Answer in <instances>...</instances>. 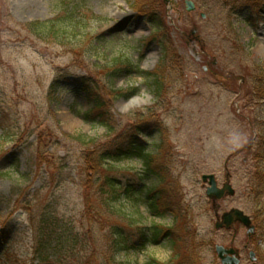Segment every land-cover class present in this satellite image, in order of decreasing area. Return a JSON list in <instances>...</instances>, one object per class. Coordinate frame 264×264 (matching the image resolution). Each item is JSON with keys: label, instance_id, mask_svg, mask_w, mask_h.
<instances>
[{"label": "rangeland", "instance_id": "1", "mask_svg": "<svg viewBox=\"0 0 264 264\" xmlns=\"http://www.w3.org/2000/svg\"><path fill=\"white\" fill-rule=\"evenodd\" d=\"M68 1L82 4L91 34L86 44L99 36L102 59L124 55L148 73L162 60L154 28L134 8L145 11L150 2L0 0V264H38L34 247L47 238L49 264L104 263L89 256L107 248L115 223L126 224L109 215L108 198L96 190L90 162L107 138L99 124L82 118L92 105L83 81L107 101L115 135L133 125L136 113L153 112L141 139L160 146L179 186L202 244L200 264H264V238L254 233L249 197L254 126L264 123V100L253 95L250 82L254 67L264 68V11L252 12L240 0L246 9L241 20L230 14L228 0H190L192 12L185 0H164L180 67L165 60L164 93L157 97L146 75L120 74L108 82L78 48L79 38L41 39L20 25L52 20ZM135 99L140 102L129 106ZM114 167L110 175L126 183L141 165L121 159ZM139 210L144 213L143 206ZM155 222L168 225L171 218ZM56 237L63 242L52 249ZM171 256L169 245L160 243L125 257L144 264L167 263Z\"/></svg>", "mask_w": 264, "mask_h": 264}, {"label": "trees", "instance_id": "2", "mask_svg": "<svg viewBox=\"0 0 264 264\" xmlns=\"http://www.w3.org/2000/svg\"><path fill=\"white\" fill-rule=\"evenodd\" d=\"M142 2H150L152 7L145 11L137 10L138 7L134 8L138 14L148 19L147 22L154 28L153 40L161 47L162 60L156 70L149 73L139 70L138 66L124 55L102 59V48L98 45L99 36L93 37L94 43L90 44V47L86 44L91 34L87 32V27L83 26L84 17L80 14L83 6L79 2H61L56 17L47 22L20 25L41 39H55L62 43L68 34L79 38L81 46L79 45L78 48L95 59L94 67L99 72H103L108 82L113 81L120 74L146 75L150 82L149 87L154 90L157 97H161L166 81L163 70L165 60L170 58V64H175L177 67H180V63L177 61L178 55L171 46L172 43L166 29L164 0H158L159 3L156 0H142ZM227 4L230 14L242 20L243 13L246 11L245 5L240 4V0H228ZM245 4L252 12L264 11V0H246ZM92 19L101 20L100 17H92ZM244 21L250 24L247 18ZM253 71V79L250 81L252 93L257 99L264 100V68L256 65ZM81 89L92 104L91 108L83 113L82 118L86 122L99 124L104 129V137L107 138L100 148L93 151L90 162L92 169L96 172L94 180L96 190L99 195L108 198L103 206L110 211L109 215L126 222V227L115 223L110 230V242L107 248L98 254L92 253L89 257L95 258L99 255L104 262L100 264H133L125 257L128 253H135L148 245L167 243L172 252L169 262L162 263L150 259L144 264H176L177 262L178 264H200L198 248L200 249L202 244L197 242L190 228L192 221L189 218V211L181 201L179 186L170 176L167 165L162 160L160 146L151 145L141 139L142 131L148 127L153 112L136 113L130 118L133 125L115 135L116 123L104 96L95 88L92 89L87 81L82 82ZM123 92L113 91L117 95ZM254 129L255 141L251 151L254 165L249 179V197L254 203L251 223L254 233L258 231L260 238H264V123L256 124ZM94 141L95 139L92 138L87 139L83 144L88 145ZM121 159L135 160L140 163L141 168L134 174V180H127L124 183L122 179L110 175L109 171L116 168L114 162ZM88 187L89 192L94 190L93 183L88 184ZM85 204L89 206V196L85 198ZM141 206L144 207L145 215L139 210ZM165 217L171 218L170 224L155 222ZM62 242V238L56 237L55 246L53 245L52 249L60 246ZM50 247H52L50 238H47L46 243L37 241L34 247V257L38 264H49L47 251ZM35 260L33 259L32 262Z\"/></svg>", "mask_w": 264, "mask_h": 264}, {"label": "water", "instance_id": "3", "mask_svg": "<svg viewBox=\"0 0 264 264\" xmlns=\"http://www.w3.org/2000/svg\"><path fill=\"white\" fill-rule=\"evenodd\" d=\"M184 4H185V6H186V10H187L188 12H192V11H194V5H193V3H192L191 1H189V0H185V1H184ZM123 29H124V26L121 27V28L118 30V32L122 31Z\"/></svg>", "mask_w": 264, "mask_h": 264}, {"label": "bare ground", "instance_id": "4", "mask_svg": "<svg viewBox=\"0 0 264 264\" xmlns=\"http://www.w3.org/2000/svg\"><path fill=\"white\" fill-rule=\"evenodd\" d=\"M140 102V99H135L133 102L129 103V106H133L135 104H138Z\"/></svg>", "mask_w": 264, "mask_h": 264}]
</instances>
